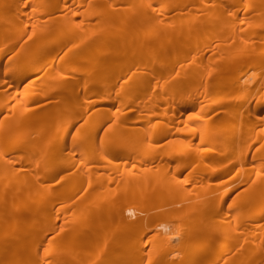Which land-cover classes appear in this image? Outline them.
<instances>
[{
  "label": "bare ground",
  "instance_id": "obj_1",
  "mask_svg": "<svg viewBox=\"0 0 264 264\" xmlns=\"http://www.w3.org/2000/svg\"><path fill=\"white\" fill-rule=\"evenodd\" d=\"M0 264H264V0H0Z\"/></svg>",
  "mask_w": 264,
  "mask_h": 264
},
{
  "label": "rangeland",
  "instance_id": "obj_2",
  "mask_svg": "<svg viewBox=\"0 0 264 264\" xmlns=\"http://www.w3.org/2000/svg\"><path fill=\"white\" fill-rule=\"evenodd\" d=\"M160 119H157L156 121H159Z\"/></svg>",
  "mask_w": 264,
  "mask_h": 264
}]
</instances>
